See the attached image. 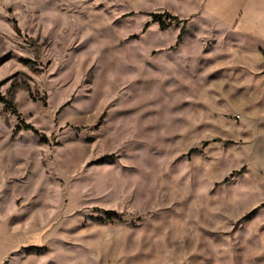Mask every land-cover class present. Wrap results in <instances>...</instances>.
Listing matches in <instances>:
<instances>
[{
	"label": "rangeland",
	"instance_id": "374dc122",
	"mask_svg": "<svg viewBox=\"0 0 264 264\" xmlns=\"http://www.w3.org/2000/svg\"><path fill=\"white\" fill-rule=\"evenodd\" d=\"M238 4L0 0V264H264Z\"/></svg>",
	"mask_w": 264,
	"mask_h": 264
},
{
	"label": "crops",
	"instance_id": "0c3cea01",
	"mask_svg": "<svg viewBox=\"0 0 264 264\" xmlns=\"http://www.w3.org/2000/svg\"><path fill=\"white\" fill-rule=\"evenodd\" d=\"M228 44L240 50L250 47L258 59V68H264V0H236ZM217 8L227 9L228 0H215ZM225 32V30L221 31ZM244 66L250 67L248 65ZM253 73V69H250Z\"/></svg>",
	"mask_w": 264,
	"mask_h": 264
},
{
	"label": "trees",
	"instance_id": "16d2710c",
	"mask_svg": "<svg viewBox=\"0 0 264 264\" xmlns=\"http://www.w3.org/2000/svg\"><path fill=\"white\" fill-rule=\"evenodd\" d=\"M172 19L175 20V17H173ZM160 26H161V29L164 28L163 24H160ZM168 26H169V25H168ZM178 38H179V37H178ZM263 57H264V54H263ZM0 104L5 105L6 108H13V107H12V104H11L9 101H7V100L5 99V97H4L3 95H1V94H0ZM23 126H24L25 129L33 130V129H32L30 126H28V125L23 124ZM33 131H34V130H33ZM34 132L36 133V131H34Z\"/></svg>",
	"mask_w": 264,
	"mask_h": 264
}]
</instances>
